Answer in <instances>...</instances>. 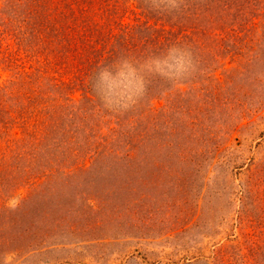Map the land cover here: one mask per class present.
<instances>
[{
    "label": "rangeland",
    "instance_id": "obj_1",
    "mask_svg": "<svg viewBox=\"0 0 264 264\" xmlns=\"http://www.w3.org/2000/svg\"><path fill=\"white\" fill-rule=\"evenodd\" d=\"M0 264H264V0H0Z\"/></svg>",
    "mask_w": 264,
    "mask_h": 264
}]
</instances>
